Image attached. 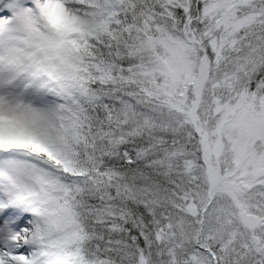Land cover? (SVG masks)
Masks as SVG:
<instances>
[{
    "label": "snow or ice",
    "instance_id": "6c2138e0",
    "mask_svg": "<svg viewBox=\"0 0 264 264\" xmlns=\"http://www.w3.org/2000/svg\"><path fill=\"white\" fill-rule=\"evenodd\" d=\"M0 264H264V0H0Z\"/></svg>",
    "mask_w": 264,
    "mask_h": 264
}]
</instances>
